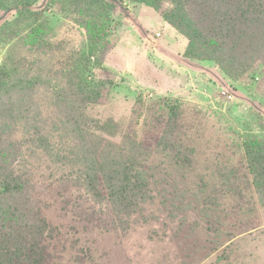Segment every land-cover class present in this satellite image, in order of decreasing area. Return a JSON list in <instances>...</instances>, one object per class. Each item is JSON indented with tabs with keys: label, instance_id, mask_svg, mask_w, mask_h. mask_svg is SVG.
<instances>
[{
	"label": "rangeland",
	"instance_id": "obj_1",
	"mask_svg": "<svg viewBox=\"0 0 264 264\" xmlns=\"http://www.w3.org/2000/svg\"><path fill=\"white\" fill-rule=\"evenodd\" d=\"M193 1L0 6V110L20 96L11 85L38 80L26 104H39L40 134L56 141L59 119L73 128L56 146L69 155L64 165L34 153L39 139L12 113L28 119L25 105L11 101L0 113V151L8 161L19 150L33 170V210L18 218L33 223L39 210L47 224L29 250L24 222L27 233L9 240L3 264H264V42L252 60L249 41L235 42L227 54L244 65L229 68L221 37L210 48L196 41L208 26ZM23 2L30 8L20 13ZM175 9L183 20L167 18ZM104 121L120 130L98 129ZM93 132L114 146L93 145ZM109 155L126 171L113 172Z\"/></svg>",
	"mask_w": 264,
	"mask_h": 264
},
{
	"label": "trees",
	"instance_id": "obj_2",
	"mask_svg": "<svg viewBox=\"0 0 264 264\" xmlns=\"http://www.w3.org/2000/svg\"><path fill=\"white\" fill-rule=\"evenodd\" d=\"M5 0H0V6L1 8L5 7L6 10H12L16 9L15 7H11L12 5L7 4L4 2ZM193 4L196 8L195 11H197L201 16L202 20L207 21L208 26V33L204 31V35L201 33H194L193 35L197 37L196 39H192V42L196 40L200 43H206L207 46L210 43L209 48L213 45L219 46L213 41H211L212 38H216V36L221 37V46H219L220 50H225V54L221 57V59L225 58L229 61L228 67L231 69H234L238 67L237 69H240L244 62L241 60L240 57H237V55H233L231 53L227 52L230 50L233 44L236 42L242 44L244 41L248 40L250 43V46L252 47V54L251 56H247L248 60L251 59L252 56H255L256 53L259 52L260 45L264 42V0H194ZM14 6V5H13ZM21 8L18 6V11L21 12H28L30 5L29 3L23 2L21 4ZM125 11V10H122ZM183 20V16L185 13L181 11L180 9L172 10L169 15H167V18H170L171 15ZM126 16H128L126 14ZM186 17V16H185ZM174 24V26L181 28L182 23L179 24L175 23L174 21L170 20ZM263 35V36H259ZM195 41V42H196ZM238 41V42H237ZM227 42H231L230 45H226ZM262 42V43H260ZM97 44V42H94ZM244 53H242L243 55ZM244 59H246V56H242ZM252 60V59H251ZM235 69V70H237ZM242 69V68H241ZM29 82V83H28ZM38 84V80H35V82L31 81H23L21 80L19 84L15 83L11 85L12 90L16 92V94H19L20 96L14 99V95H9L7 100V103H5L1 106V116L3 117L6 113V111H9L8 106H11L12 103L16 105H25L26 111L30 112L28 115V119L23 118L21 110L20 109H13L12 113L16 114V123L22 124L23 127H27L28 131L32 130V141L36 145V151L41 150V152H48L51 157H53V161L60 162L64 165H67L68 163L65 161L69 155L64 152L61 148H56V146L63 141L64 138H69V132L72 133L73 128H71L70 123L67 121H63L62 119H59V122L63 125V131L58 134V138L56 141L51 142L48 138H44V135L40 134V126L41 121L37 118L38 114L37 112L40 111V107L38 103H35V107L31 109V103L26 104V99L30 100L29 97V90L30 88L36 87ZM18 90V91H17ZM83 93H81V99L86 98L85 101V108L88 109L91 101H90V92L89 90H86L85 88H82ZM32 100V99H31ZM74 103L76 104V100H74ZM19 108V107H18ZM69 116L68 119L73 118L72 115L73 112L71 109H68ZM85 114V113H83ZM8 116H11V114H8ZM84 118V123H88L86 118V115H82ZM22 118V119H21ZM8 119L9 118H6ZM21 119V122H19ZM96 126L98 129H105V126L113 131H119L120 127L118 125H115L111 123V121H104L103 123H97ZM53 130V129H52ZM82 130V129H81ZM85 130V129H84ZM55 131V130H54ZM93 131V130H92ZM52 132V131H51ZM86 134V130L84 131ZM92 132H90L91 134ZM93 135L95 137L94 142L96 143L93 145H97L98 141L104 140L103 138H100L98 135H96L93 132ZM106 142L103 144L98 145H105L106 147H113V143L110 140H105ZM15 150V149H14ZM261 152L258 154L260 156V159L264 161V147L260 148ZM19 151V150H18ZM15 150L13 160H8L9 154L7 152H1L0 151V249L2 250L3 254L0 252V257L4 256L7 257L9 254L6 251V245L11 239L19 238L20 241H23V232L27 233L24 222L26 220H21L18 218L20 212H23L26 214V212H32L33 208L30 206V195H28L27 187L30 186L31 176L33 175V170L31 169V164L28 162V160H24V157L21 156V152H18ZM96 149L94 152L96 153ZM250 150L248 149V153ZM77 156L80 157L79 150L77 151ZM173 158L177 161L178 160V153L172 154ZM85 158L84 151L81 153V159ZM259 159V160H260ZM24 160L21 164H17L16 162ZM115 157H111L109 155L108 161L109 163L113 162L114 164H117L115 167H112L113 172H119L126 171V164L122 165L119 161H116ZM253 160V159H252ZM10 161V162H9ZM254 161V160H253ZM252 161V165H254V162ZM257 161V160H256ZM259 162V161H257ZM255 165H258L260 163H257ZM16 164V168L13 166V164ZM119 163V164H118ZM264 163V162H263ZM29 166V167H28ZM261 166V165H260ZM263 167V166H262ZM30 168V169H29ZM259 174V172H258ZM264 191V190H263ZM7 200H12L7 202ZM18 204V205H17ZM218 204V203H214ZM262 204H264V200H262ZM24 210V211H23ZM39 212V210L37 211ZM36 212L37 216H34V222L28 223L26 222V226L30 228L28 230V234L25 237V240H27L28 245L27 248L33 250L37 248V245L40 244L41 241V235L45 231V227L47 226L46 222L42 219H38V213ZM41 221V222H40ZM16 222V224H15ZM16 227V229H15ZM25 230V231H24ZM16 232V233H15ZM36 251V250H35ZM0 264H3L1 262ZM8 260L7 262H9Z\"/></svg>",
	"mask_w": 264,
	"mask_h": 264
}]
</instances>
